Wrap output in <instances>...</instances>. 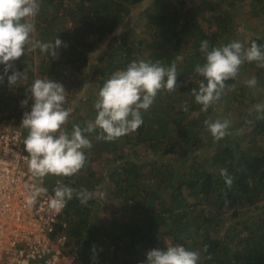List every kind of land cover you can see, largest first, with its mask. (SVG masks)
I'll list each match as a JSON object with an SVG mask.
<instances>
[{
	"label": "trees",
	"instance_id": "trees-1",
	"mask_svg": "<svg viewBox=\"0 0 264 264\" xmlns=\"http://www.w3.org/2000/svg\"><path fill=\"white\" fill-rule=\"evenodd\" d=\"M142 1L39 0L32 41L50 42L56 37L63 43L57 57L37 49L14 62L17 71L28 67V78L16 86H10L6 77L0 83V123L21 122L32 104L31 100L26 107L21 104L26 89L34 79L50 78L63 84L65 107L73 110L66 129L71 131L73 124L84 127L96 116L95 89L99 91L114 72L133 60L160 61L165 67L175 63L176 91L161 90L152 106L142 111L143 124L134 133L114 142L98 141V133L90 134L93 146L86 150V167L72 177L46 176L41 186L52 194L58 182L95 192L102 181L92 166L97 155L104 154L106 164L111 165L106 178L121 202L119 220L109 232L95 197L81 204L74 196L63 209L61 220L66 225L62 230L75 243L82 264H142L147 251L164 249L166 242L199 250L198 264H264V120L249 115L255 102L243 104L244 90L239 96L236 88L234 93L226 90L221 101L229 96L236 105L234 124L257 143L247 137L227 144L220 139L208 158L200 160L197 155L208 133L204 121L221 101L203 112L191 95L203 79L194 72L197 63H204L201 41L208 40L210 49L238 41L236 18L240 13L262 26L244 47L255 41L264 49V0H218L207 8L203 0H150L139 30L135 26L114 35L115 28ZM111 35L113 39L104 46ZM91 55L96 57L89 77L93 87L88 85L85 96L78 99L77 93L87 82ZM245 68L264 83V68L256 62H246L241 69ZM3 73L4 65H0ZM82 106L84 113L79 111ZM248 119L254 124L247 125ZM23 134L25 138L27 130ZM141 145L165 158L162 166L155 160L139 161ZM221 169H227L231 187L221 177Z\"/></svg>",
	"mask_w": 264,
	"mask_h": 264
},
{
	"label": "clouds",
	"instance_id": "clouds-1",
	"mask_svg": "<svg viewBox=\"0 0 264 264\" xmlns=\"http://www.w3.org/2000/svg\"><path fill=\"white\" fill-rule=\"evenodd\" d=\"M39 11V0H0V65H4L0 83L6 77L10 86H16L28 78V67L23 72L14 68V62L26 52L34 53L39 49L41 54L58 56L57 50L63 43L60 39L32 41L34 18ZM200 52L204 63H197L194 72L203 79L199 81L198 88L191 89V95L203 112L221 101L226 90L235 89V84L229 85L227 82L239 77L241 67L246 62H256L258 68H264V49L255 41L247 48L233 40L210 49L209 41L205 39L200 43ZM9 71L11 75H8ZM177 76L175 63L165 67L160 61L133 60L125 69L114 72L99 89L94 103L95 119L86 122L84 127L73 124L71 131L65 127L72 108L65 107L67 92L63 84L50 78L34 79L26 89V99L21 101L25 107L29 100L32 101L30 111L23 113L20 128L27 130L23 140L27 153L24 159L31 176L38 181L25 185L26 204L35 205L37 198L47 193V189L41 186L44 177H72L86 167V150L93 146L88 138L90 134L98 133V141L114 142L134 133L143 124L142 111L152 106L157 94L161 90L169 93L176 91ZM245 83L247 87L254 88L258 81L253 76ZM187 110L185 106L184 111ZM253 113L255 120H264V103L253 105L249 115ZM245 123L251 126L254 120L248 119ZM204 125L217 141L232 134L228 119H206ZM220 175L231 187L232 178L227 169H221ZM74 196L81 204H87L96 193L87 189L77 190L58 182L48 206L60 211ZM204 250H207L206 246ZM145 256L142 264H198L201 253L181 244L166 242V248L150 249Z\"/></svg>",
	"mask_w": 264,
	"mask_h": 264
},
{
	"label": "built area",
	"instance_id": "built-area-1",
	"mask_svg": "<svg viewBox=\"0 0 264 264\" xmlns=\"http://www.w3.org/2000/svg\"><path fill=\"white\" fill-rule=\"evenodd\" d=\"M23 140L20 125L0 126V264H82L62 230L64 208L48 206L53 194H41L33 206L25 202V185L38 181L28 170Z\"/></svg>",
	"mask_w": 264,
	"mask_h": 264
},
{
	"label": "rangeland",
	"instance_id": "rangeland-1",
	"mask_svg": "<svg viewBox=\"0 0 264 264\" xmlns=\"http://www.w3.org/2000/svg\"><path fill=\"white\" fill-rule=\"evenodd\" d=\"M203 1L206 4V5L205 4L203 5V7L205 8H207L206 6L213 7L217 5L219 2L218 0H203ZM149 2L150 0H143L140 4H138L131 11V15L124 18V20L115 28L114 35L125 32L128 29L134 28L135 26H137L136 30H139L138 24H140L142 12L145 9V7L148 6ZM192 2L202 3V0H192ZM238 12H241V11L238 10ZM260 30H262V26L259 24V22H257V20L246 19L245 17H243V13H240L239 15H237L236 37L238 41L241 42L244 46L247 40L251 37V35L255 34L254 32H259ZM113 37L114 36L111 35L109 38H106L104 40V46H106L113 39ZM95 60H96L95 55H91L90 64L87 65L86 67L87 72L85 73L87 82L84 85V88L80 92L77 93L78 99H82L85 96L87 92L85 88H87L88 85H90V87H93L94 82L89 77H90V72L92 70V64L95 62ZM253 76H254L253 72L245 68V69H241L239 77L235 80V88H236L237 95L239 96L241 90L245 91L246 101L243 102L244 105H246L248 102H249V106H251L253 102H255V104L264 103V83L258 82L254 88H249L246 86L245 81ZM95 91H97L96 93L98 94L97 88L95 89ZM232 92L234 93L235 89L232 90ZM96 93H94L93 95H95ZM230 100H231V97L228 96L226 99L219 102L217 107H215L209 113V115L207 116V119H212V120L228 119L231 122V124H233L231 125L229 129V132H231L232 134L223 138V141L226 144L232 143L235 140H238L241 138L243 139L246 137L249 139L250 143H257V139L255 137H250L249 135H247V133L244 131L245 129L242 131H239L236 125L234 124L236 122L238 113H237V109L235 108L236 105L234 103H231ZM79 111L84 113L85 107L82 106ZM1 123L3 124V122ZM1 123H0V126L2 125ZM14 125H21V122L14 124ZM238 131H239V134H236ZM206 136H207L206 138L207 140L205 142V146L199 150L198 152L199 154L197 155V158H199L200 160H204L208 158L205 156L210 154L214 150L218 142L211 136L209 132L207 133ZM97 156L98 157L96 158L92 166L96 170L97 174L101 176L102 181L100 182V185H98L94 193H96L95 198L98 201L100 213L103 215H106L107 222H108L106 224V228H107V231L109 232V230L112 229L111 228L112 224L116 223V220H119L117 214H118V207H119V203L121 202V198L114 197V194H113L114 189L109 184L106 178V170L107 168H110L111 165L110 164L108 165V162L106 164L104 154L97 155ZM137 157L139 161L155 160L158 166H162L164 159H165L161 157L160 155L156 154L155 152L148 150L146 146L144 145H141L139 147V154ZM199 210L200 208H198L196 212L198 213ZM227 216L225 217L227 218Z\"/></svg>",
	"mask_w": 264,
	"mask_h": 264
}]
</instances>
